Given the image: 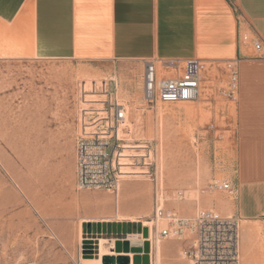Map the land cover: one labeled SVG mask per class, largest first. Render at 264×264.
<instances>
[{"label": "crops", "instance_id": "crops-1", "mask_svg": "<svg viewBox=\"0 0 264 264\" xmlns=\"http://www.w3.org/2000/svg\"><path fill=\"white\" fill-rule=\"evenodd\" d=\"M234 5L231 0H0V64L39 60L111 62L126 78L136 70L142 85L147 59L199 58L216 69L215 79L219 80L229 79L227 64L236 61L235 173L227 180L234 194L215 188L214 192H203L201 209L235 216L239 224L264 223V49L256 51L241 40L246 32L258 36L264 44V0H234ZM78 125L81 131L80 113ZM79 133L76 142L69 139L62 143L57 133L46 144L50 149L56 146L50 159H56L52 173L65 196L59 208L73 219L90 205L96 211L89 217L111 216L117 212L115 195L77 191ZM65 150L70 154L68 161L63 158ZM125 184L129 187L124 189ZM148 191L144 182L133 178L124 181L121 209L139 216L148 212ZM89 195L101 201L94 203ZM192 208L190 215L197 204L192 203ZM169 209L174 211L173 207ZM188 231L191 236L183 238ZM186 232L175 239L191 243L195 235L191 230ZM177 249L170 252L167 264H188L183 262L185 258L174 257Z\"/></svg>", "mask_w": 264, "mask_h": 264}, {"label": "rangeland", "instance_id": "rangeland-1", "mask_svg": "<svg viewBox=\"0 0 264 264\" xmlns=\"http://www.w3.org/2000/svg\"><path fill=\"white\" fill-rule=\"evenodd\" d=\"M85 73H89L92 79L100 82L99 89L104 81L111 78L118 80L119 95L128 102L130 131L132 128L133 132L139 131L137 118L140 117L145 124L151 121L155 127L156 112L160 108L178 107L177 104L160 102L148 104L144 100L138 72L134 70L126 78L123 74L117 73L115 64L111 62L39 60L31 63L0 64V264H78L80 261L83 263V256L90 258L94 254L88 250L89 243L85 240L95 238L92 242L97 243L101 238L119 240L123 238L112 232L97 234L94 237L86 235L88 224L93 223L86 220L101 217L88 216L95 214L96 210L92 205L82 208V217L76 219L67 216L59 208L62 204L61 199L65 196L52 173L56 159H50V154L55 151L56 146L50 149L46 144L57 133L62 143L69 139L76 142L77 134L80 132L78 117L84 103L82 87L89 78L84 75ZM228 80L216 78L209 99L201 94L200 101L204 105V114L188 118L180 112L175 117H166L163 120L164 145L166 144L168 153L170 152L167 157L171 167L176 170L170 176L167 169L165 170L164 185L160 182V137L154 133L142 136L143 129L139 131L141 135L133 134L131 138L127 137L135 140L130 144L157 143L158 177L164 206L168 209L173 207L175 213L174 201L187 203L193 194L195 196L198 193L214 192L216 190L212 189L211 184L231 180L235 173L232 142L236 101L230 100L224 94ZM203 82L204 89L205 76ZM90 86L88 83V87ZM110 86L113 88L112 82ZM103 98L105 96H100V99ZM198 101L192 104L197 105ZM188 125L191 126V132L186 130ZM136 150L127 153H144L143 149ZM63 153V158L68 161L70 154L67 150ZM182 164H185L189 171L184 172V175L180 170ZM150 172L154 173V168H150ZM128 177L124 176L120 181L130 179ZM132 178L147 184L150 209L140 214L141 216L123 211L126 215L135 216L134 221L124 222H130L134 232H138L142 227L143 220L152 222L155 241L152 177L148 175ZM128 187V184L124 185V189ZM77 191L110 193L115 195V200L117 194L104 189ZM180 193L183 194V199H180ZM95 197L97 196L89 195L88 199L96 203ZM191 202L196 206L197 201ZM200 209L196 208L192 215L176 214L183 218H195ZM115 214L116 212L111 216ZM112 222L123 221H118L117 218L112 221H101L108 226H111ZM161 223L159 228L166 225L164 220H161ZM255 224L259 226L264 237V223ZM141 232L144 239L143 231ZM190 234L189 231L186 232L183 238L190 237ZM165 241L171 242V250L178 248V254L174 257L185 258L182 250L190 241H178L175 238ZM258 254L250 255L248 264H258ZM184 260L183 262L191 264L189 259Z\"/></svg>", "mask_w": 264, "mask_h": 264}, {"label": "built area", "instance_id": "built-area-1", "mask_svg": "<svg viewBox=\"0 0 264 264\" xmlns=\"http://www.w3.org/2000/svg\"><path fill=\"white\" fill-rule=\"evenodd\" d=\"M234 5V0H231ZM235 6V5H234ZM235 9L236 6H235ZM241 40L251 45L256 51H262L264 44L258 36L241 34ZM206 64L199 58L187 60L158 58L144 60L142 90L148 104H177L196 102L200 99L203 85V72ZM229 80L224 94L230 100H236L239 85L237 62L227 64ZM113 84V88L110 86ZM84 97L80 108L81 131L77 138V188L79 190L104 189L117 192L125 159L133 165L148 168L152 177L153 220L162 219L166 225L156 227L155 239L181 237L187 230L194 233L193 241L182 250V255L192 264H239L240 263V224L235 216H223L213 209H201L195 218H183L173 210L165 208L158 177L157 143L145 142L143 148H127L135 140L127 138L129 130L128 102L119 95L118 80L111 78L102 83L99 93L105 98L98 101L86 100L92 93L82 87ZM82 97V99H83ZM126 149H143L144 153L125 156ZM137 151V150H136ZM130 162V161H129ZM154 168V173L150 172ZM212 188L234 194V187L229 181L213 183ZM180 198L183 194L180 193ZM133 234H139L134 232ZM142 236V232L140 233ZM88 235V233H86ZM90 236H93L90 234ZM95 239V238H89ZM89 251L99 254L96 243H89ZM151 246V242H150ZM98 251V253L96 252ZM78 264H83L81 261ZM131 264V263H130Z\"/></svg>", "mask_w": 264, "mask_h": 264}, {"label": "bare ground", "instance_id": "bare-ground-1", "mask_svg": "<svg viewBox=\"0 0 264 264\" xmlns=\"http://www.w3.org/2000/svg\"><path fill=\"white\" fill-rule=\"evenodd\" d=\"M85 76H88V80L85 81L83 84L87 90L92 89L93 85V91L92 93H89L86 97V100H91V101H98L100 100V96H103L102 93H99L98 88L99 86V81H95L94 79L91 78V75L89 73H85ZM206 78L205 86L203 89L202 85V95L205 96L206 99H209V95L211 94V90L213 87V82L215 80V77L217 76V71L215 68L210 67V65H206V69L203 72V78ZM105 82V81H104ZM103 82V85H104ZM88 83L91 84L90 87H88ZM204 84V82H203ZM177 109L174 108H167L163 109L160 108L158 112H156V125L155 127L153 126V123L150 121L148 123H143L141 118H137V130L139 128L143 129L144 135L146 134H152L154 133L157 137H160V143H161V149H160V165H161V179L160 182L164 185V173L165 170L167 169L168 175H172V172L176 171L173 169L170 165L169 159L167 155L169 156L170 152L168 153V149L166 148V144L164 145V123L163 120L167 118H172L175 117L177 114H180V112H183L188 118H193L197 114H204L203 113V107L204 105L202 102L198 101L197 105H193L192 102H182V103H177ZM158 109V108H157ZM195 123V122H194ZM133 129V128H132ZM131 131L126 134V137L131 138L133 134L136 136H139L138 132H133ZM188 132H191V126H187L186 129ZM143 144H137V145H128L127 148H143ZM132 149H127L125 152V156H129V153L127 151H130ZM170 151V150H169ZM158 159V158H157ZM130 159H125V163L123 166L121 178L124 176H129L128 178L132 177H137V176H148V170L145 169L146 167L138 166V165H133L131 162H129ZM182 167L180 170H182V175H184V172H189L186 169L185 164L180 165ZM189 175V174H188ZM129 179H125L127 181ZM122 181V180H121ZM120 181V185L116 194V202H117V212L114 216H103L100 217L102 220H115V218L118 219V221H127V220H135V216L133 215H126L123 213V210L121 209V202H122V194H121V185L124 182ZM203 195L201 193H198L197 195L194 196V194L191 196L190 202H173V206L176 209V213H182L188 215L192 208V202L191 201H197V208H204L203 203H202ZM96 202H100L101 199L98 197H95ZM219 210V209H218ZM92 219V218H91ZM96 219V218H94ZM90 220V219H87ZM162 219H159L158 221H155L156 225L158 228L160 227ZM142 231L144 235V241H149L151 242L150 246V251L148 253H141V254H136L132 253L128 250L125 249V243L130 241V238H121L119 239H114V238H101L99 241L96 243V246L99 248V254H93L92 257H82L83 263L84 264H103V256L104 255H113L117 256L119 254H126L130 257V263L131 264H167V259L170 256V252H172L170 243L167 242L164 239H156L155 241L153 240V224L150 221L143 220L142 221ZM240 263L239 264H248L249 262V257L252 254H258V264H264V237L262 235V232L259 228V226L255 223L249 225L247 222H243L240 225ZM82 238V237H81ZM87 240H95V239H87Z\"/></svg>", "mask_w": 264, "mask_h": 264}, {"label": "water", "instance_id": "water-1", "mask_svg": "<svg viewBox=\"0 0 264 264\" xmlns=\"http://www.w3.org/2000/svg\"><path fill=\"white\" fill-rule=\"evenodd\" d=\"M141 230L138 229V235L133 234L130 222H112L111 226L106 223L93 222L88 224V234L96 236L97 234H103L106 232H112L121 238H130V241L125 243V249L136 254L148 253L150 251V242L144 241L141 236ZM86 243H90L91 240H85ZM103 264H130V257L126 254H119L117 256L104 255Z\"/></svg>", "mask_w": 264, "mask_h": 264}]
</instances>
